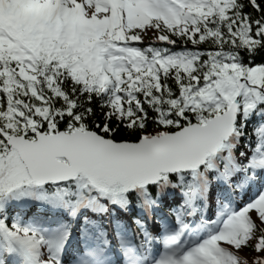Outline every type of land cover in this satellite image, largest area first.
<instances>
[{
  "label": "snow or ice",
  "instance_id": "snow-or-ice-1",
  "mask_svg": "<svg viewBox=\"0 0 264 264\" xmlns=\"http://www.w3.org/2000/svg\"><path fill=\"white\" fill-rule=\"evenodd\" d=\"M0 264H264V0H0Z\"/></svg>",
  "mask_w": 264,
  "mask_h": 264
},
{
  "label": "trees",
  "instance_id": "trees-1",
  "mask_svg": "<svg viewBox=\"0 0 264 264\" xmlns=\"http://www.w3.org/2000/svg\"><path fill=\"white\" fill-rule=\"evenodd\" d=\"M244 255L250 257V254L249 253H244Z\"/></svg>",
  "mask_w": 264,
  "mask_h": 264
}]
</instances>
